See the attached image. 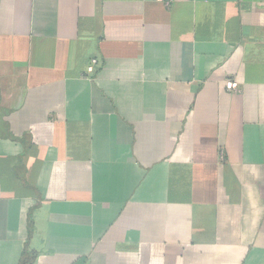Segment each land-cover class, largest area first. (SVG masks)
<instances>
[{"label": "crops", "instance_id": "crops-1", "mask_svg": "<svg viewBox=\"0 0 264 264\" xmlns=\"http://www.w3.org/2000/svg\"><path fill=\"white\" fill-rule=\"evenodd\" d=\"M0 264H264V0H0Z\"/></svg>", "mask_w": 264, "mask_h": 264}, {"label": "built area", "instance_id": "built-area-1", "mask_svg": "<svg viewBox=\"0 0 264 264\" xmlns=\"http://www.w3.org/2000/svg\"><path fill=\"white\" fill-rule=\"evenodd\" d=\"M165 2V4L169 7L171 6V4L173 3L174 0H160ZM96 61L94 60L92 65L89 67V70L92 71L93 70V64H95ZM226 88L229 91H239L240 90V85L237 81H234L232 79H227L226 80Z\"/></svg>", "mask_w": 264, "mask_h": 264}]
</instances>
